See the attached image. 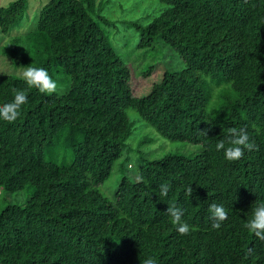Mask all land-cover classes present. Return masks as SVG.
<instances>
[{
    "label": "trees",
    "instance_id": "obj_1",
    "mask_svg": "<svg viewBox=\"0 0 264 264\" xmlns=\"http://www.w3.org/2000/svg\"><path fill=\"white\" fill-rule=\"evenodd\" d=\"M157 1L132 21L110 0L0 4L4 54L62 86L45 94L0 71V105L14 89L28 97L16 120H0V188L28 192L0 210V264H264V240L244 227L264 203V0ZM120 22L147 48L136 76L166 68L147 95L134 94L113 40ZM164 49L179 68L147 55ZM132 112L151 131L140 134ZM232 128L253 148L228 161L216 144L230 146ZM159 140L173 146L149 149ZM161 184L169 191L159 199ZM167 203L183 210L188 234ZM211 203L227 212L219 228Z\"/></svg>",
    "mask_w": 264,
    "mask_h": 264
},
{
    "label": "rangeland",
    "instance_id": "obj_2",
    "mask_svg": "<svg viewBox=\"0 0 264 264\" xmlns=\"http://www.w3.org/2000/svg\"><path fill=\"white\" fill-rule=\"evenodd\" d=\"M11 0H0V4H8ZM33 3H39L41 0H32ZM112 4V8L117 12L115 15L123 16L121 17L122 20L132 21L140 16H143L144 14L149 13H155V11H158L160 7H162V4L158 3L157 0H110ZM36 5V4H35ZM34 9V8H33ZM121 23V24H120ZM116 27L113 29V40L116 42V44L119 47L120 54L122 55L123 59L127 64L131 67L133 75H132V90L134 91L135 95L138 96H144L147 95L152 85L155 82L160 81L162 77V72L166 69L163 66L158 67L155 69L149 78H143L138 77L136 74L138 73L139 69L144 67L146 65L145 60V54L147 52L146 47H141L138 44V38L139 36V30H136L135 28L127 27L124 22H120ZM27 27H23L18 30H14L12 34H22L26 32ZM10 38V35H7L5 38L2 37V34H0V71L1 72H10L19 76H22V71L25 67L28 65L22 64L20 66H17L14 64V60L12 58L7 57L5 53V44ZM164 52L161 54H157L154 52H148L147 55L149 56L151 54V59H154V61H163L166 65V60H173L172 65H176L177 68H179L180 63L176 60L175 57H171V50L170 49H164ZM172 67V66H170ZM62 86H58V89H60ZM132 118L133 119H140L136 113L132 112ZM140 124H144L142 127ZM138 126H141L139 129L140 134H145L149 131H151V127L142 119L136 124ZM153 136H157L156 134H153ZM130 143L136 142V141H129ZM164 143V145L167 146H173L169 142H166L165 140H159L149 147V149H155L157 147H160V145ZM175 146V145H174ZM164 153L165 151H161L156 153L155 156H159L161 153ZM116 176V175H114ZM2 188H0V210L5 207L7 203H22L27 196L28 192L27 190H24L23 192H16L11 195H6L5 192L2 193Z\"/></svg>",
    "mask_w": 264,
    "mask_h": 264
},
{
    "label": "clouds",
    "instance_id": "obj_3",
    "mask_svg": "<svg viewBox=\"0 0 264 264\" xmlns=\"http://www.w3.org/2000/svg\"><path fill=\"white\" fill-rule=\"evenodd\" d=\"M22 78L29 87H35L39 92L45 94L58 93L57 82L49 74L45 67L27 66L22 71ZM14 95L11 101L0 105V120L12 122L20 115L21 107L27 101V95L23 90H13ZM228 144L226 147L224 140L216 144V149L222 150L224 157L228 161L239 160L245 149L251 150L253 144L250 142L247 131L243 128H232L227 133ZM129 171L135 169L134 162L127 164ZM139 180V176L134 177ZM158 198L164 197L169 191V186L166 184L158 185L154 190ZM186 195H192V186L186 189ZM168 204L167 214L172 218V222L176 226V231L182 235L190 232V225L182 220L183 210L173 204ZM209 217L212 220V227L219 228L222 221L227 217V212L223 204L211 203L208 207ZM244 227L258 239L264 240V203H259L252 211V215L244 224ZM142 264H158L154 257H147Z\"/></svg>",
    "mask_w": 264,
    "mask_h": 264
}]
</instances>
